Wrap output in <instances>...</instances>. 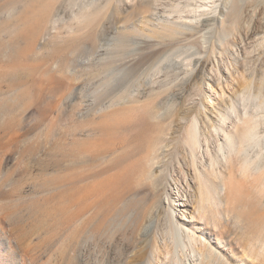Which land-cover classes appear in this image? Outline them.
Listing matches in <instances>:
<instances>
[{
	"label": "rangeland",
	"instance_id": "rangeland-1",
	"mask_svg": "<svg viewBox=\"0 0 264 264\" xmlns=\"http://www.w3.org/2000/svg\"><path fill=\"white\" fill-rule=\"evenodd\" d=\"M221 2L175 0L170 6L162 0L156 15L142 19L138 0H0V264L91 263L97 257L93 244L105 250L107 244H126L134 251L153 237L161 248L173 244L162 177H168L174 204L183 205L174 206L177 218L196 211L199 185L182 160L192 111L210 125L218 120L216 110L235 104L242 111L245 104L257 123L252 152L260 150L264 158V4L251 11V20L244 18L247 37L234 38L219 54L213 26L202 23L220 19ZM166 23L201 28L197 44L176 39ZM147 36L152 44L169 39L174 48L149 75L127 82L129 99L112 100L126 84L116 82L130 69L133 55L125 56ZM247 40L248 50L242 44ZM211 42L215 49L205 74L213 71L220 81L208 89L198 79L195 90L188 81ZM93 43L98 48L87 49ZM216 57L222 61L212 67ZM187 94L189 100L181 102ZM157 114L164 115L162 121ZM159 137L170 138L169 144L153 145ZM152 147L158 162H149ZM177 155L175 170L163 172V162ZM82 156L89 163L79 167ZM229 166L225 173L237 163ZM229 185L231 212L222 213L226 207L220 205L217 228L203 230L211 244H237L228 253L234 262L242 250L264 241V179L238 174ZM109 254L102 250L103 261L119 258L113 248ZM157 258L155 264L164 263ZM253 264H264V254Z\"/></svg>",
	"mask_w": 264,
	"mask_h": 264
},
{
	"label": "bare ground",
	"instance_id": "bare-ground-1",
	"mask_svg": "<svg viewBox=\"0 0 264 264\" xmlns=\"http://www.w3.org/2000/svg\"><path fill=\"white\" fill-rule=\"evenodd\" d=\"M161 1L162 0H138L139 17L148 19L154 16V14L156 15V13L159 12L158 8H156V3H160ZM166 1L171 3L169 4L171 6L175 0ZM260 4H264V0H222L220 5L216 6L220 19L217 20L212 16L203 21V27L213 26L212 35L213 38H217L219 42V54L226 51L229 45L235 44L234 38L241 39L247 37L248 33L244 32V18L250 17L251 20L253 16V12L251 13V11L256 8L254 10V13H256ZM11 11H13V9ZM6 18L11 19L12 17L7 16ZM166 25L170 30L177 32L180 38L176 39H189L192 40V43L197 44L195 38L199 35V32L202 30L201 28L190 27L184 29L183 26L180 28L171 25V23H166ZM143 28L153 31L152 27L147 28L144 25ZM219 30H221L220 33ZM228 35H232L233 39H225ZM149 39L152 38L147 36L146 39L134 42L137 46H134V48L129 51L128 56H125V58H130V56L133 55V59L127 62V69L128 67H130V69L124 77L116 82H126V84L122 85V89H120L119 93H114L112 95V100L119 97L122 102H125L129 99V95L127 96V82H135L139 80V78L141 79V76L145 74L149 75L148 72L150 69L155 67L157 62H160L175 45L173 41L169 39L166 40V38H162L160 42L154 44H152ZM122 41L124 42V40ZM249 42L248 40L244 41V43L242 42L245 46L244 49L248 50L247 45ZM262 42H264V36H262ZM91 48H98V44L96 45L93 43L92 47L87 46V49L92 50ZM214 49L215 45L211 42L210 46L203 50V52L206 53L205 59L196 60L195 72H193V75L188 81L190 83L193 82L191 87H195V90H198L196 89L198 87V85H196L198 79L201 82L200 84L204 87H208V89L212 88L211 81L213 82L215 79L217 83L220 81V77L213 71L205 74V64L207 61H210V56L214 53ZM125 51L127 52V50ZM198 52L199 51H196V53ZM245 54V56L242 54L243 58L241 61L243 62H245V58L249 55V53ZM220 61L216 57V61L212 63V67H219ZM241 61L238 63H241ZM245 94L248 97L246 99H249L253 94L249 91L248 86L245 88ZM161 95H164L162 91L156 93L154 98L158 99ZM180 98L181 102L185 103L189 100L190 95H183L180 96ZM243 105L242 111L235 104H232L224 110V112L216 110L218 112V114H216L218 120L215 121L212 119L210 125H207L205 120H203L202 123L193 111L190 117L188 116L189 123L185 122L188 126L185 128L182 137V145L186 156L182 160L186 168L187 166L188 168H192L193 179L198 182V203L196 211L194 210L190 213L187 218L185 215H181V218L178 219L175 215L174 206L178 205L183 207V205L174 204L175 200L171 199L170 192H168L169 190L167 191L166 188V186H169L168 177L166 175L162 177V180L165 182V213L167 224L170 228L169 232L173 236V244H163L161 248L160 244L154 241L155 237L152 238V243L143 244L142 249L137 251L129 249V246L126 244H119V247L118 244H107L106 250L105 248L103 249V244H93L94 249L97 251L95 261L88 263L80 259L76 261L75 264H155V261L158 259L157 257L160 256L164 261L163 264H253L254 261L263 257L264 241L260 242V244L263 245H261L262 247L259 246L260 248L251 244L248 251L240 250L241 255L237 256L236 260L232 262L228 257V253L232 254L234 248L238 249L237 244L231 239L227 241V244H211L209 237H207V233L203 230V227L207 225H211L212 228H217L216 225L218 224V218H221L220 215L222 213L228 215L231 212L230 208L232 206L233 194L230 192L232 186L229 184H231L232 179H235L238 174L247 178L255 175H262L264 179V158L261 159L260 150H254L255 152H252L251 147L257 139V123L246 110L245 104ZM198 107L202 109L205 105L199 102ZM157 117L162 121L164 115L157 114ZM167 141L169 144L170 138L159 137L156 140L157 143H153V145L157 146ZM152 148L153 157L150 158V163H154L157 160V147ZM87 159L84 158V156L79 157L76 161V165L79 167L84 166L87 162L89 163ZM179 162L180 158L178 155L171 157L163 162V172H168L170 169L175 170V165H179ZM235 163H237V168L234 172L232 170L228 173L223 171L222 168H225L227 165L231 167V165ZM213 181H217L218 184H214ZM222 204L226 209L224 208L225 212L223 210V212L221 211L222 213H219V206ZM235 217L236 220L244 223L242 217L237 214H235ZM84 241L85 240H83L79 246L82 247ZM112 248L114 253L119 252L117 255L119 258L103 261L102 250L109 254ZM250 260L252 262H250Z\"/></svg>",
	"mask_w": 264,
	"mask_h": 264
}]
</instances>
